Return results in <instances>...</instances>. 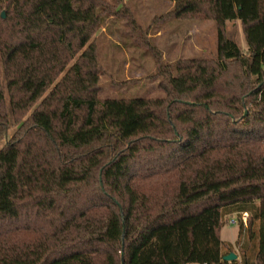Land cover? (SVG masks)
Wrapping results in <instances>:
<instances>
[{
    "label": "trees",
    "instance_id": "1",
    "mask_svg": "<svg viewBox=\"0 0 264 264\" xmlns=\"http://www.w3.org/2000/svg\"><path fill=\"white\" fill-rule=\"evenodd\" d=\"M1 7L0 264H264V0H174L216 56L159 67L156 98L97 96L98 0Z\"/></svg>",
    "mask_w": 264,
    "mask_h": 264
},
{
    "label": "rangeland",
    "instance_id": "2",
    "mask_svg": "<svg viewBox=\"0 0 264 264\" xmlns=\"http://www.w3.org/2000/svg\"><path fill=\"white\" fill-rule=\"evenodd\" d=\"M107 17L96 26L90 41L95 47V71L100 99L161 97L159 67L178 59L214 58L216 27L200 14L175 17L174 0H98ZM5 9L0 8V13ZM225 36L241 51L246 43L238 20L225 23ZM247 112V107L244 108ZM2 140H0V146ZM224 220L223 238L235 235L238 224ZM240 255V251H238ZM236 264H240L235 259Z\"/></svg>",
    "mask_w": 264,
    "mask_h": 264
},
{
    "label": "crops",
    "instance_id": "3",
    "mask_svg": "<svg viewBox=\"0 0 264 264\" xmlns=\"http://www.w3.org/2000/svg\"><path fill=\"white\" fill-rule=\"evenodd\" d=\"M231 219H233V218H231ZM221 230H222V227L220 229V238H221V240L226 242V243H229L231 245H234L236 240H237V238H238V230L236 231L235 235L234 234L231 235L230 238L229 237L223 238V236L221 234ZM241 245H242V247L245 248V242L242 241ZM229 252H234L237 255V259L240 260V255H239L238 249L236 247H234V251H229ZM229 252H227V253H229ZM227 253H225V254H227Z\"/></svg>",
    "mask_w": 264,
    "mask_h": 264
},
{
    "label": "water",
    "instance_id": "4",
    "mask_svg": "<svg viewBox=\"0 0 264 264\" xmlns=\"http://www.w3.org/2000/svg\"><path fill=\"white\" fill-rule=\"evenodd\" d=\"M1 16L2 17L4 16L3 12L1 13ZM245 113H246V111L244 112V114ZM222 258L224 260H227V261H232V260H235L237 258V255L234 252H229V253L223 255ZM121 264H123V252H121Z\"/></svg>",
    "mask_w": 264,
    "mask_h": 264
},
{
    "label": "built area",
    "instance_id": "5",
    "mask_svg": "<svg viewBox=\"0 0 264 264\" xmlns=\"http://www.w3.org/2000/svg\"><path fill=\"white\" fill-rule=\"evenodd\" d=\"M246 216H247V215L244 214L243 217H242L244 222H245V220H246ZM229 222L232 223V224H235V223H236L234 219L229 220ZM204 264H205V263H204Z\"/></svg>",
    "mask_w": 264,
    "mask_h": 264
}]
</instances>
